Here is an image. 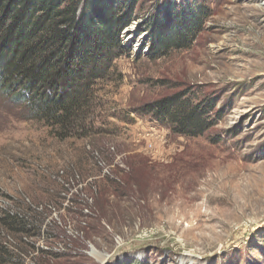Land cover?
<instances>
[{"label": "rangeland", "instance_id": "374dc122", "mask_svg": "<svg viewBox=\"0 0 264 264\" xmlns=\"http://www.w3.org/2000/svg\"><path fill=\"white\" fill-rule=\"evenodd\" d=\"M194 1L192 42L158 51L155 27ZM121 39L73 130L0 88V219L26 224L0 220L1 260L264 264V0H138ZM177 93L213 101L205 133L142 112Z\"/></svg>", "mask_w": 264, "mask_h": 264}, {"label": "trees", "instance_id": "16d2710c", "mask_svg": "<svg viewBox=\"0 0 264 264\" xmlns=\"http://www.w3.org/2000/svg\"><path fill=\"white\" fill-rule=\"evenodd\" d=\"M137 2L0 0V88L25 98L50 125L73 130L82 121L93 83L105 78L122 53L121 34ZM207 14L195 1L187 10L175 8L161 34L154 29L157 50L188 46ZM213 108L212 100L195 103L177 93L145 105L142 112L175 133L198 136L213 125ZM21 218L7 214L0 220L12 230L26 229ZM10 252L0 243V264H6L1 255L9 259Z\"/></svg>", "mask_w": 264, "mask_h": 264}, {"label": "bare ground", "instance_id": "6f19581e", "mask_svg": "<svg viewBox=\"0 0 264 264\" xmlns=\"http://www.w3.org/2000/svg\"><path fill=\"white\" fill-rule=\"evenodd\" d=\"M95 252V251H94ZM96 253V252H95Z\"/></svg>", "mask_w": 264, "mask_h": 264}]
</instances>
